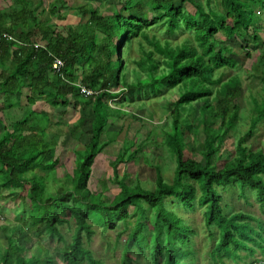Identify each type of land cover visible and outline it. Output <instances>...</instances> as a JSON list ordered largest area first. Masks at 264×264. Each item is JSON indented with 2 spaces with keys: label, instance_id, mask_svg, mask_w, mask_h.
Segmentation results:
<instances>
[{
  "label": "trees",
  "instance_id": "1",
  "mask_svg": "<svg viewBox=\"0 0 264 264\" xmlns=\"http://www.w3.org/2000/svg\"><path fill=\"white\" fill-rule=\"evenodd\" d=\"M101 1L97 7L87 3L75 10L78 16L88 15L83 24L57 27L42 16L48 10L53 18L64 20L69 6L63 0H54L47 8L42 0H0V32L14 39L0 45V114L11 108V98L19 97L23 88L29 92L28 105L44 102L52 109L61 108V115L71 105L80 112L65 132L58 128L61 121L56 114L49 117L28 110L8 125L0 120V189L30 205L21 210L27 221L20 219L13 228L0 222L7 243L0 264H104L84 247L82 234L89 241L94 221L114 229L129 217L135 221L131 228L124 224L128 235L119 264H134L138 256L147 264H199L189 246L196 232L167 207L168 199L183 211L203 208L202 221L212 242L207 254L211 264L241 260V251L247 252L249 264L264 263L262 222L242 212L226 213L220 194L235 187L246 198V191H251L264 215V144L257 149L246 146L264 121V51L245 70L243 79L257 80L259 89L250 93L248 108L242 109L237 102L243 85L240 76L224 79L219 72L236 67L231 61L234 54L222 55L214 46L222 34L236 35L246 58L250 57L248 43L264 48L259 28L247 17L264 13V0ZM133 48L136 58L131 56ZM55 59L62 62L59 72L52 70ZM81 88L92 94H82ZM166 92L169 96L162 97L160 106L168 128L162 129L158 143L153 136V111L139 100ZM122 116L136 121L138 127L109 162L111 181L119 192L111 200L101 195L93 201L89 180L94 160L107 146L100 142L101 136L108 119ZM247 120V131L236 138L234 151H227L226 136L237 132L238 121ZM86 125L91 127L89 138L74 151L72 174H65L51 193L46 177L59 164L58 139L68 135L79 141L78 133ZM159 148L174 164L170 183L154 162ZM139 154L154 170L152 189L117 172L119 164L133 162ZM70 221L74 228L68 242L58 227ZM211 228L216 229V239ZM42 231L47 245L54 240L61 244L58 253L42 259L25 256L30 235ZM132 248L135 259L128 255Z\"/></svg>",
  "mask_w": 264,
  "mask_h": 264
},
{
  "label": "rangeland",
  "instance_id": "2",
  "mask_svg": "<svg viewBox=\"0 0 264 264\" xmlns=\"http://www.w3.org/2000/svg\"><path fill=\"white\" fill-rule=\"evenodd\" d=\"M36 1V0H35ZM54 0H42V6L47 8V6ZM68 6L69 9L67 11V15L64 20H58L53 18L49 11L46 10L44 15L42 16V20L48 18L50 24L55 25L57 27L66 26V25H78L83 24L88 19V15L86 16H78L75 13V10L81 6H84L87 3L91 4V7H97L98 4H102L101 0H63ZM204 2V0H201ZM218 1L214 0L213 2ZM114 2H109L108 4H115ZM101 8V7H100ZM99 8V9H100ZM6 9V8H4ZM98 9V10H99ZM6 11L9 12L7 8ZM5 11V12H6ZM65 11V10H64ZM100 12L102 10H99ZM245 17V16H244ZM249 21L252 20L255 22L254 28H259V37H261L262 43L264 45V13H259L256 18L252 16H247ZM246 18V17H245ZM247 22L248 19H245ZM161 34V32H160ZM181 35L176 36L172 40L174 42L180 39ZM217 42L214 43V46L218 50H221L222 55L226 53L231 54L234 58H231L232 63H236L235 68L229 69H221L219 72H223L224 79L234 74H238L241 80L243 81L241 95L238 98L237 102H239V107L244 109L248 108L250 95L253 92L258 91L259 85L257 80H244L245 70L253 63L258 57L261 56V52L264 51V48L254 46L253 43H248L249 47V55L250 57L246 58L245 52L242 51L239 47V38L235 35L232 37H226L222 34H218L216 37ZM254 48V49H253ZM231 52V53H230ZM137 51L135 48L131 49V56L136 58ZM236 60V62H235ZM131 77L128 78V81H131ZM251 93V94H250ZM21 97H15L13 100L18 105L19 110H13L4 115H0L2 119H4L6 124L8 125L9 119L16 120L19 117H24L28 110H32L38 113H45L49 117L56 114V120L58 122L61 121L60 127H58L62 132H65L68 124H73L79 117V111H73L72 106L70 105L67 108V113L61 115L59 113L62 109H55L44 102H36L34 104L27 103L26 98L29 96V92L27 89L21 90ZM165 96L167 98L169 93L166 92L162 96H149L143 97L139 101L145 102L150 110L153 111V117L151 119L152 124L155 126L153 131V136L156 138L157 142L160 143L162 139V131L167 129V116L165 117L163 114V107L161 108L160 102L162 97ZM109 106L114 108L116 107L114 104L109 102ZM199 105H196V108ZM126 109V107H123ZM128 116L130 112H127ZM86 117H90L89 115H85ZM85 117V118H86ZM87 120L89 118H86ZM10 120V121H11ZM65 122V123H64ZM127 116H122L120 119L116 120L115 118L108 119L107 125L105 127L106 131L102 134L100 142H107V146H105L101 153L97 155L94 160V165L91 172V177L89 180V188L94 193L93 201L101 198V195L109 198L110 200L113 196L117 195L119 192V188L115 185L112 179V169L109 162L115 160L118 155V152L123 146V143H127L130 141L131 137L134 135V129L138 127V123L133 122ZM238 129L235 134L230 132L225 140H224V148L229 151H234V144L236 138L247 131L249 127V122L247 121H238ZM131 124V129H126L127 125ZM149 129V126L146 125ZM90 125H86L82 130L79 131L78 135L80 140H74L68 135L62 136L58 139L60 142V146L56 148L55 157L58 158L59 164L58 166L49 172L46 177L47 186L51 193L55 192V189L60 185L61 181L64 178L65 174H72L74 168V161L76 157L74 156L75 150H80L83 145H85L88 141L89 135L87 134L90 131ZM163 129V130H162ZM2 132V131H1ZM111 140V142H109ZM129 144V143H128ZM264 144V121L257 125L256 130L252 137L247 139L246 146L249 149H257L261 148ZM129 146V145H128ZM153 146V143L150 144ZM196 159H200L199 155L195 156ZM154 162L159 164L162 169V176L170 183L174 164L171 161H168L167 156L163 153L161 148L158 149L157 154L155 155ZM76 165V164H75ZM37 174H44L43 172L35 171ZM117 172L119 176L122 174L127 177V179H131L132 181L138 180L143 188L152 189L153 188V179H154V170L148 162L144 160L143 154H139V156L130 163L119 164L117 166ZM104 184L105 190L102 191V185ZM102 191V192H101ZM49 193V192H48ZM222 196V205L227 206L226 213L232 214L237 212H242L244 214L254 216L258 220H260L264 226V215L260 214L257 204L255 202V197L253 192L246 191V198L241 196L240 191L237 188H227L224 191H220ZM24 195V194H23ZM166 205L169 209H172L174 212H177L181 217H183L184 221L189 224L192 229L196 232L194 236L191 238V243L189 244L192 247V250L195 253V257L198 260L199 264H211L209 262V258L207 256L208 252L212 247V242L209 238L208 231L205 229L203 221H202V210L198 206L195 207L193 211H183L179 208L178 205L174 204L172 200H166ZM29 209V201L26 200V203H23L21 199H12V196L9 197L8 192L4 189H0V222L3 226L8 228H13L20 223V219L24 218V221L28 220L27 214L22 213V209ZM133 209L129 207L128 212H132ZM95 214H92L94 216ZM96 216V215H95ZM148 216H151L148 213ZM134 218L129 217L124 224L127 225L128 228H131L134 223ZM92 225L93 234L91 235L89 241L86 239L85 235L82 234V243L84 247L90 250L93 257L97 260H100L104 264H119L121 258V252L123 251L125 241L127 239L128 232L124 230L125 225L122 222L116 223L114 229H104L100 224L96 223ZM255 225V224H253ZM74 228V222L70 221L68 225H62L58 227L59 231L62 233L64 238L69 242L72 232ZM211 231L214 233V239H216V229L211 228ZM8 234V232H7ZM32 239V243L27 244L25 247H29L26 249L25 256L35 255L39 257V259L45 258L46 256L58 253V249L61 248V244H57L56 240L53 241L51 245H47L46 236L43 234V231L36 235H30ZM18 243L22 246L23 242L20 240ZM32 244V245H30ZM6 240L3 235V232L0 230V256L1 252L4 248H6ZM240 254L244 256L243 259L238 261L232 260H224V264H249V258H245L247 252L241 251ZM132 259L136 257V251L134 248L128 253ZM258 254H254L253 258ZM56 258V256H55ZM137 260L134 261V264H147L145 258L136 257ZM86 262L83 261V264ZM58 264H63L58 261ZM264 264V263H259Z\"/></svg>",
  "mask_w": 264,
  "mask_h": 264
},
{
  "label": "built area",
  "instance_id": "3",
  "mask_svg": "<svg viewBox=\"0 0 264 264\" xmlns=\"http://www.w3.org/2000/svg\"><path fill=\"white\" fill-rule=\"evenodd\" d=\"M4 40L5 41H14V39L10 35H8L7 33L0 32V45H1L2 41H4ZM34 47L36 48L37 45H35ZM61 68H62V62L58 59H55L52 63V70L59 72ZM80 92L82 94H85V95H91L92 94L91 91L85 90L84 88H81Z\"/></svg>",
  "mask_w": 264,
  "mask_h": 264
},
{
  "label": "crops",
  "instance_id": "4",
  "mask_svg": "<svg viewBox=\"0 0 264 264\" xmlns=\"http://www.w3.org/2000/svg\"><path fill=\"white\" fill-rule=\"evenodd\" d=\"M23 89H25V88H23ZM22 95V94H21ZM21 95L19 96V98L21 97ZM15 97H12L11 98V103H12V106H11V108L10 109H6V110H4L3 111V114H0V115H4L5 113H7V115L9 114V112H11L12 111V113H13V110H19V108H18V105L14 102V99ZM27 99V98H26ZM2 102V100L0 99V103ZM0 120L4 123V124H6L7 122H5L4 121V119H2L1 117H0ZM11 119H9L8 120V122H11L10 121Z\"/></svg>",
  "mask_w": 264,
  "mask_h": 264
}]
</instances>
